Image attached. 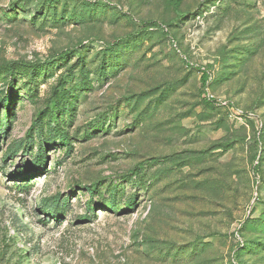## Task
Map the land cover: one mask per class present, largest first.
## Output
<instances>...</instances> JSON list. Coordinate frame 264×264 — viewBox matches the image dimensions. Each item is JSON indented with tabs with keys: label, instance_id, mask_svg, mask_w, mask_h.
I'll use <instances>...</instances> for the list:
<instances>
[{
	"label": "rangeland",
	"instance_id": "1",
	"mask_svg": "<svg viewBox=\"0 0 264 264\" xmlns=\"http://www.w3.org/2000/svg\"><path fill=\"white\" fill-rule=\"evenodd\" d=\"M45 1L0 0V66H42L34 90L0 83L1 119L20 94L0 130V264H264V0H54L38 16ZM81 49L111 74L65 116L69 150L47 110ZM40 146L46 169L28 172Z\"/></svg>",
	"mask_w": 264,
	"mask_h": 264
},
{
	"label": "trees",
	"instance_id": "2",
	"mask_svg": "<svg viewBox=\"0 0 264 264\" xmlns=\"http://www.w3.org/2000/svg\"><path fill=\"white\" fill-rule=\"evenodd\" d=\"M182 2L183 0H175L174 2L175 8L178 9L181 6ZM52 3H55V1L49 0V1L43 2L41 7L39 8L40 11H38V16L45 15V10H47L48 8H51L53 5ZM86 5L88 4H85V6ZM54 11H56V9H54ZM179 17L180 19H184L185 15H179ZM52 20L54 21L57 19L53 17ZM83 51L84 50L81 49L77 52L78 58L80 60L79 66H81V68L78 69L77 71L78 76H76L74 72H72L68 76L70 80H74V81L76 80L75 77H78L77 79L78 82L74 83L72 87L68 88L67 80L69 78L67 77L66 79H62L59 82L58 86L55 88V91L52 96V102H54V106L53 108L47 110V113H48L47 114V117H48L47 125L49 128V133L51 134L56 133V139H59L60 143L63 146H66L69 150H71L72 148V143H71L72 138L69 136V133L67 132L68 128H67V124L65 121V116L66 115H68V117L75 116L76 99L78 98L79 93L88 91L89 89H91V86L93 85L94 78L91 77V74H94L96 76V79H97L96 81H103L107 79V77L111 74V71L109 73V71L107 70L105 66V61L101 60L100 57H98V59L96 60V63L100 62L99 67L92 68V71L84 67L85 52ZM102 55H104V53ZM41 68L42 66L40 67L39 66H28V67L22 68V67L17 66L16 64H13L11 66H0V83L10 80L11 85H14L15 83H17L18 79L25 80L27 78L24 81L25 82L24 86L30 88V86L32 85V82L36 81ZM113 72L114 74L112 75H116L118 71L114 70ZM19 76H22V77H19ZM202 79H203L204 84L206 85L209 81V74L204 72ZM30 90H34V88H30ZM32 93L30 92L29 94H32ZM19 96H20L19 90H18V87H16V90L11 89L7 98L3 102L5 106V110H6L5 117H3L2 119L0 117V130L3 133H6L5 131H7V128L9 127V125L12 122V119L14 118L15 112H14L13 107L15 105V102L19 99ZM208 103L211 104L213 102L208 101ZM53 123H54V127H52ZM41 134L43 135V131H41ZM30 148H31V145L28 144L25 147V151H29ZM14 157H16V154H11V153L7 154L5 156V162H7V160L12 159ZM46 160H47V157L45 154V146H40L38 161L32 166L29 165L27 167L28 172L33 171L36 167H43V166L45 170ZM37 164L39 166H37ZM26 178H28L27 175H26ZM131 183H136V184L140 183L139 185L141 186L142 190L146 192L150 189L151 181L146 179L144 175H142L141 173L136 172V174H134L131 179ZM24 188H26V185L24 186ZM132 201H133V198H131L130 201L127 202L128 203L126 204L127 207L130 206ZM107 207H111L112 208L111 211L119 212L118 210H116L119 207L116 198L108 202ZM54 208L59 209V206L54 205L50 209H54ZM90 210L93 211L92 208H90Z\"/></svg>",
	"mask_w": 264,
	"mask_h": 264
},
{
	"label": "built area",
	"instance_id": "3",
	"mask_svg": "<svg viewBox=\"0 0 264 264\" xmlns=\"http://www.w3.org/2000/svg\"><path fill=\"white\" fill-rule=\"evenodd\" d=\"M206 98L209 100V101H211V102H215V101H213V95L210 93V91H209V89H207L206 90ZM235 112H236V114H238V115H240V114H242V111H240V110H238V109H236L235 110Z\"/></svg>",
	"mask_w": 264,
	"mask_h": 264
}]
</instances>
